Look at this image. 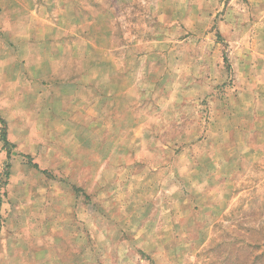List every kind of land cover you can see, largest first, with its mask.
<instances>
[{"label":"rangeland","instance_id":"obj_1","mask_svg":"<svg viewBox=\"0 0 264 264\" xmlns=\"http://www.w3.org/2000/svg\"><path fill=\"white\" fill-rule=\"evenodd\" d=\"M0 264H264V0H0Z\"/></svg>","mask_w":264,"mask_h":264},{"label":"trees","instance_id":"obj_2","mask_svg":"<svg viewBox=\"0 0 264 264\" xmlns=\"http://www.w3.org/2000/svg\"><path fill=\"white\" fill-rule=\"evenodd\" d=\"M0 141L2 142V146L3 148L8 151L10 146V143L7 140V135H6V131L4 129V127L1 129V133H0Z\"/></svg>","mask_w":264,"mask_h":264}]
</instances>
